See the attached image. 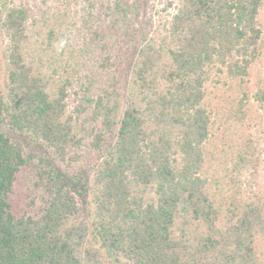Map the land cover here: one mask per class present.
<instances>
[{
    "label": "trees",
    "instance_id": "1",
    "mask_svg": "<svg viewBox=\"0 0 264 264\" xmlns=\"http://www.w3.org/2000/svg\"><path fill=\"white\" fill-rule=\"evenodd\" d=\"M263 8L0 0V264H264L260 153L231 136L264 112Z\"/></svg>",
    "mask_w": 264,
    "mask_h": 264
},
{
    "label": "rangeland",
    "instance_id": "2",
    "mask_svg": "<svg viewBox=\"0 0 264 264\" xmlns=\"http://www.w3.org/2000/svg\"><path fill=\"white\" fill-rule=\"evenodd\" d=\"M145 1V12H149L150 5H154L155 10H157L156 19L159 20L160 17H167L168 14L173 12V8L178 6L180 0H144ZM172 3L173 7L169 9L168 12H163L167 4ZM260 23L264 30V8L260 13ZM2 42L0 38V84L2 82L3 74V59L1 55ZM259 86L264 87V33L262 39V55L256 64L251 69V74L249 78L248 88L250 94H254ZM210 97L213 99L214 107L219 104L220 99L216 97V90L214 86L210 87ZM250 116L246 124L240 126L238 130L233 131V136L235 141H245L246 138H252L254 140V145L257 146L260 153V163H259V175H258V190L260 193L264 194V112L259 109V106L252 99L250 104ZM221 105L218 106V108ZM217 108V106H216ZM217 108V109H218ZM217 128L221 123L220 115H217L216 119ZM217 136L223 135V129L216 130ZM32 170L22 171L19 176L15 187V192L12 196L11 203L12 209L15 215L21 216L24 213H33L39 204L41 190L35 186V178Z\"/></svg>",
    "mask_w": 264,
    "mask_h": 264
}]
</instances>
